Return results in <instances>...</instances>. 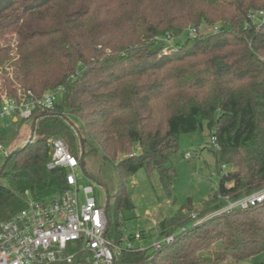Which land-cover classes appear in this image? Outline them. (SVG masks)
Listing matches in <instances>:
<instances>
[{"label":"trees","instance_id":"obj_1","mask_svg":"<svg viewBox=\"0 0 264 264\" xmlns=\"http://www.w3.org/2000/svg\"><path fill=\"white\" fill-rule=\"evenodd\" d=\"M60 86L54 106L31 117L35 138L6 157L0 221L24 208L27 193L47 201L68 188V171L49 167L56 137L77 157L101 152L114 163L120 184L106 235L119 243L122 211L133 208L123 178L155 172L171 195L179 136L206 126L217 169H231L200 208L189 200L158 221L173 242L123 250L117 263H238L264 253V202L196 220L264 188V0H0V103Z\"/></svg>","mask_w":264,"mask_h":264},{"label":"built area","instance_id":"obj_2","mask_svg":"<svg viewBox=\"0 0 264 264\" xmlns=\"http://www.w3.org/2000/svg\"><path fill=\"white\" fill-rule=\"evenodd\" d=\"M60 86L41 98L21 100L4 96L0 103V125L9 127L14 117L31 119L35 110L51 109L64 92ZM35 138L26 140L29 143ZM49 167L61 166L68 172V188L47 201L35 200L27 193L25 206L12 217L0 221V264H118L123 250H146L133 242L143 238L142 232L123 235L117 243L106 235L107 207L97 203L95 189L89 185L80 193L75 170L79 159L61 138L51 137ZM0 152L7 157L0 132ZM228 204L216 213L247 209L264 202V188ZM175 235L161 236L151 248L158 250L173 242ZM79 260V261H78Z\"/></svg>","mask_w":264,"mask_h":264},{"label":"rangeland","instance_id":"obj_3","mask_svg":"<svg viewBox=\"0 0 264 264\" xmlns=\"http://www.w3.org/2000/svg\"><path fill=\"white\" fill-rule=\"evenodd\" d=\"M201 30L209 33L213 30V26L202 24ZM4 123L5 121L2 120L0 132L3 135L4 148L8 153L25 146V141L33 136L32 119L19 117L9 127L4 126ZM179 146V153L173 157L177 176L173 181L171 195L167 194L155 172L149 174L145 169H140L135 174L123 178L125 189L133 203V208L124 209L121 214L124 221V234L130 235L141 231L145 233L142 239L133 242L136 246L151 248L152 244L161 238L158 221L174 216L182 208H187L189 200L193 207L200 208L204 200L208 199L216 189L221 174L231 169L230 166H224L221 171L217 169L216 160L210 148L212 139L206 126L203 131L181 134ZM80 155L76 157L82 158V163L80 162L75 170L80 193L84 196L83 189L90 184L93 185L97 203L101 206L109 205L113 214L114 195L120 184V177L114 163L105 159L101 152L88 153L83 157ZM5 160L6 156L0 152V170ZM227 204L228 202L222 208ZM199 212L200 210H194L193 218H196ZM216 212L197 218V223H201L210 216L214 218L221 214L232 213ZM263 261L264 253H259L238 263L229 259L223 264H257Z\"/></svg>","mask_w":264,"mask_h":264},{"label":"crops","instance_id":"obj_4","mask_svg":"<svg viewBox=\"0 0 264 264\" xmlns=\"http://www.w3.org/2000/svg\"><path fill=\"white\" fill-rule=\"evenodd\" d=\"M18 120V118H16V117H14L13 118V121H17ZM1 131V130H0ZM2 137H3V135H2Z\"/></svg>","mask_w":264,"mask_h":264},{"label":"water","instance_id":"obj_5","mask_svg":"<svg viewBox=\"0 0 264 264\" xmlns=\"http://www.w3.org/2000/svg\"><path fill=\"white\" fill-rule=\"evenodd\" d=\"M32 135L34 136V133H33ZM33 136H32V137H33ZM25 145H26V144H25ZM1 173H2V168H1V170H0V175H1Z\"/></svg>","mask_w":264,"mask_h":264}]
</instances>
